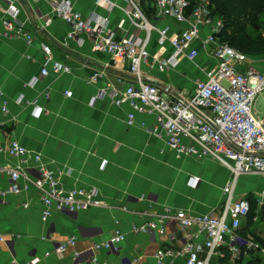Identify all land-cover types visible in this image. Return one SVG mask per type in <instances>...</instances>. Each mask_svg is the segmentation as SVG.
Instances as JSON below:
<instances>
[{
    "label": "crops",
    "instance_id": "crops-1",
    "mask_svg": "<svg viewBox=\"0 0 264 264\" xmlns=\"http://www.w3.org/2000/svg\"><path fill=\"white\" fill-rule=\"evenodd\" d=\"M70 1L83 18L94 14L97 21H103L105 31L117 39L143 34L132 25L125 11L128 7L125 0H109L113 4L109 8L99 0ZM141 5L153 18L151 0ZM13 15L25 22L35 35L32 43L24 37L3 35L2 18ZM153 21L167 23H159L160 27H173L170 20ZM71 31L72 27L56 13L51 1L0 0V89L9 107L8 113L0 112V166L35 165L31 158L21 160L9 153L10 142L17 140L30 152L40 154L50 169L60 173L65 188H95L107 205L74 213L52 207L50 216L44 219L42 194L32 179L24 175L20 193L0 196V235L7 240L0 241V264L13 261L21 264L37 257L40 259L37 264H73L75 252L91 250L95 243L109 240L118 229L125 235L120 251L95 250L99 261L158 264L157 252L172 246L181 248L182 239L171 244L167 236L135 233L133 227L155 219L166 210L184 209L196 215L210 213L224 202L223 189L232 172L211 158L178 157L168 146L164 133L157 136L150 131L149 127L156 123L151 114L138 113L136 123L130 126L129 105L117 106L111 96L92 104V97L100 89L121 91L132 77L127 65L116 63L107 52L95 51L89 35L83 33L69 38ZM43 45L52 48L53 61L69 65L71 72L54 74L51 71L50 75L41 76ZM150 51L152 56L169 55L171 48L165 53L155 35ZM205 64L206 55L201 50L195 64L183 59L167 72L150 71L143 65L142 72L162 79L165 88L172 86L189 91L194 87V80L203 76L200 67ZM97 71H102L103 76L97 82L91 81L89 78ZM33 77H39L35 85L30 84ZM47 91L49 99L44 94ZM67 91L71 95H66ZM27 101L35 102L44 110L35 112V106ZM197 162L206 169L196 167ZM214 168L221 174L217 183L208 180L209 169ZM193 177L200 180L195 184ZM9 186V174L0 171V191ZM254 189L239 194L249 197L253 192L258 193L264 189V180L258 190ZM255 201L260 207L258 200ZM251 215L242 230L264 249V242L255 237V226L251 230L247 227ZM167 230L181 238L176 221H170ZM70 237L77 239L76 244L68 247L63 255L56 254L55 247ZM195 242L203 245L204 235L198 234ZM86 259L80 263L89 264ZM213 263L234 264L226 247L219 249ZM163 264H185V257L167 256ZM236 264H264V251H254Z\"/></svg>",
    "mask_w": 264,
    "mask_h": 264
},
{
    "label": "built area",
    "instance_id": "built-area-1",
    "mask_svg": "<svg viewBox=\"0 0 264 264\" xmlns=\"http://www.w3.org/2000/svg\"><path fill=\"white\" fill-rule=\"evenodd\" d=\"M48 1L54 3L56 13L72 27L69 38L83 33L89 35L95 51L107 52L116 63L127 65L129 69L132 80L123 90L102 88L92 97V104L111 96L117 106L129 105L131 112L127 122L130 126L136 123L138 113L151 114L156 123L149 127L150 131L157 136L164 133L168 146L178 157L211 158L232 172L223 189L224 203L210 213L196 215L184 209L166 210L155 219L133 227L135 233L167 236L171 244L182 239L181 248L172 246L157 252L158 264H163L167 256L185 257V264H214L213 259L221 247L227 248L231 262L236 264L254 251H264L253 237L241 232L243 223L251 215L252 205L248 195L237 194L241 175H259L264 180V114L255 109L258 95L264 93V55L250 56L224 38L225 20L214 14L211 0H151L153 18L143 11L140 0H125L128 4L125 11L132 25L143 34L134 33L121 39L115 38L111 32L108 34L103 21H97L94 14L83 18L74 10L70 0ZM98 2L108 8L113 5L109 0ZM160 19L177 25L176 31L169 25L160 27L158 21H153ZM2 21L4 36L24 37L28 43L34 41L35 35L15 15L4 16ZM155 35L165 53L168 47L171 48L169 55H151L150 45ZM262 36L264 38V28ZM201 50L206 55V64L200 67L203 76L194 80V87L189 91L176 90L172 86L165 88L162 79L142 72L143 65L150 71L167 72L183 59L195 64ZM43 52L41 76H48L51 71L54 74L71 72L69 65L53 61L50 46L43 45ZM103 74L97 71L89 79L97 82ZM38 81L39 77H33L30 84L35 85ZM44 94L50 98V92ZM65 94L71 95L69 91ZM0 100V112L8 113V101L3 99L1 89ZM27 102L35 106V112L44 110L35 102ZM9 153L21 160L31 158L35 165L0 166V171H6L10 176V186L0 191L1 197L12 192L20 193V182L25 175L42 194L44 219L50 216L52 207L74 213L107 205L95 188H65L61 174L50 169L40 154L30 152L17 140L10 142ZM199 180V177H193L195 184ZM256 199L260 206L264 205V189L256 193ZM172 220L176 221L181 238L168 232L167 224ZM198 234L204 235L203 245L195 242ZM124 238V233L118 229L109 240L95 243L91 250L75 252L73 264H81L84 257L89 264H104L95 255V250L117 253ZM0 241L7 240L0 235ZM76 242L75 237L61 241L54 252L63 255ZM39 261L37 257L21 264H37ZM12 264L17 263L13 261Z\"/></svg>",
    "mask_w": 264,
    "mask_h": 264
},
{
    "label": "trees",
    "instance_id": "trees-1",
    "mask_svg": "<svg viewBox=\"0 0 264 264\" xmlns=\"http://www.w3.org/2000/svg\"><path fill=\"white\" fill-rule=\"evenodd\" d=\"M147 0H141L145 5ZM214 14L225 20V39L250 56L264 55V0H211ZM149 16V15H148ZM258 32V34H256ZM251 201L252 211L257 206ZM251 211V213H252ZM243 235L247 233L243 232Z\"/></svg>",
    "mask_w": 264,
    "mask_h": 264
},
{
    "label": "rangeland",
    "instance_id": "rangeland-1",
    "mask_svg": "<svg viewBox=\"0 0 264 264\" xmlns=\"http://www.w3.org/2000/svg\"><path fill=\"white\" fill-rule=\"evenodd\" d=\"M159 23H162L163 25L167 24L166 22L163 23L162 21H159L157 24H159ZM171 25H173V27H171L172 29H174V27L177 26L173 23H171ZM256 34H258V32ZM255 109L261 115L264 114V93L258 95L256 102H255ZM197 164L198 165H196V167L206 169L199 162H197ZM212 170H214V171H212ZM212 170L209 169V173H208L209 179L208 180L213 179V181L217 183L220 181L221 174L217 170V168H214ZM261 182H262V177L259 175H252V174L241 175L239 178V182H238L237 194H239L240 192H243L245 190H249L250 188H254V187H255L254 190H258V187L261 184ZM214 189H217V188H214ZM249 196L253 202L256 200V193L255 192L251 193ZM224 201H225V198H224ZM253 224H255V225H253ZM247 227L249 228V230L253 229L252 227H254V231L257 229L255 231V233H256L255 237L261 239L262 242H264V205L259 207L257 204L256 208L254 209V213L252 211L251 221L247 225Z\"/></svg>",
    "mask_w": 264,
    "mask_h": 264
}]
</instances>
